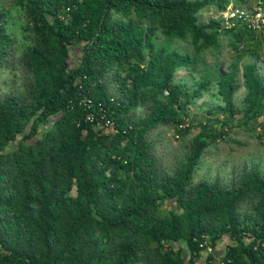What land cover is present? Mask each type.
I'll return each mask as SVG.
<instances>
[{
  "label": "trees",
  "instance_id": "obj_1",
  "mask_svg": "<svg viewBox=\"0 0 264 264\" xmlns=\"http://www.w3.org/2000/svg\"><path fill=\"white\" fill-rule=\"evenodd\" d=\"M248 3L14 0L24 22L20 54L0 8V68L21 80L0 95V264H202L225 237L220 264H264V175L244 171L231 187L194 181L227 127L215 133L200 124L172 171L151 139L170 127L186 137L189 107L213 80L225 104L217 112L256 123L264 115V76L249 43L259 32L237 18L230 27L200 20L211 6L224 12ZM159 34L185 41L193 54L158 43ZM222 38L232 49L228 73L218 61ZM207 54L217 58L213 72ZM248 55L256 60L240 64ZM202 64L204 80L191 91L178 74ZM241 79L242 109L234 100ZM99 104L116 134L86 122L92 111L101 115ZM171 201L178 210L165 209ZM214 261L210 254L204 264Z\"/></svg>",
  "mask_w": 264,
  "mask_h": 264
},
{
  "label": "rangeland",
  "instance_id": "obj_2",
  "mask_svg": "<svg viewBox=\"0 0 264 264\" xmlns=\"http://www.w3.org/2000/svg\"><path fill=\"white\" fill-rule=\"evenodd\" d=\"M259 0H249L246 8L243 10H253ZM233 5L231 4L229 8ZM0 8L9 13L10 30L15 38L16 52L22 53V46L24 41V22L22 14L14 5V0H0ZM225 12V11H224ZM224 12H219L215 6L200 13V20L204 23L211 19L224 20V26L230 27L229 21L224 17ZM264 33V32H263ZM263 33L257 34L256 41H249L254 45L251 47L253 52L259 57L258 60L251 55L240 60V64L248 61L256 60L258 62V69L261 75L264 76V36ZM223 48L222 55L219 57L220 70L222 73L229 72V63L231 60V47L227 46L228 39L222 38ZM247 39L242 41L241 49L246 48ZM158 43L168 46L170 49L178 51L182 54H193V48L185 41L173 39L169 41L168 38L159 34ZM79 50L77 51L78 54ZM76 56V55H75ZM74 58V57H73ZM76 59V57H75ZM206 62L208 71L213 72V66L216 65L217 58L212 54L206 55ZM203 64L198 66V70L193 74L186 70H182L178 74V80L184 82L191 91L198 88V83L204 80ZM206 68V67H205ZM20 73L18 74L11 69L0 68V95H4L13 91L19 84ZM217 81L213 80L210 90L204 96L197 100L195 104L189 107L190 121L188 122L190 132L186 137L178 135L173 128H160L151 134V139L155 143V154L161 158L164 167L168 171H172L176 166L184 161L187 156L186 146L201 130L200 124L208 123L214 128L217 133L227 127V134L214 144L202 158V161L195 173L194 181H210L219 182L225 187H231L237 182L244 171H251L257 169L264 175V142L258 139V136L264 128V115L256 122L249 120L243 121L242 115H236L233 120L229 119V115L225 112H217L219 105L225 104L221 101L217 90ZM235 95V103L240 109L243 108L244 99L246 96V89L243 86ZM212 112V114L210 113ZM50 127V126H49ZM48 128V126L46 127ZM166 210H178V205L175 201L167 202ZM231 243L228 237H225L219 242L216 248L207 249L203 252L201 259L202 264L207 261L210 254H213L215 261L213 264H220L221 259L225 254L228 244ZM184 247V246H183Z\"/></svg>",
  "mask_w": 264,
  "mask_h": 264
},
{
  "label": "built area",
  "instance_id": "obj_3",
  "mask_svg": "<svg viewBox=\"0 0 264 264\" xmlns=\"http://www.w3.org/2000/svg\"><path fill=\"white\" fill-rule=\"evenodd\" d=\"M224 17L228 21L230 18H237L248 25L250 29L257 32H264V3L261 0L256 3L253 10H241L232 6L224 12ZM84 105L87 110L91 111L94 103L91 100H85ZM99 106V112L101 115H96V113L92 111V113H89L86 116V122L96 123L99 126L104 127L106 131L116 134L118 130L115 127V122L107 116L102 104H99ZM185 126L186 125H182L181 127L184 128Z\"/></svg>",
  "mask_w": 264,
  "mask_h": 264
}]
</instances>
